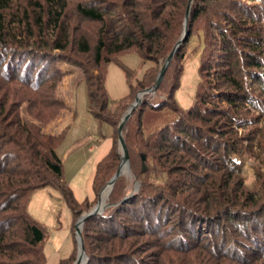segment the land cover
Listing matches in <instances>:
<instances>
[{
    "label": "trees",
    "instance_id": "16d2710c",
    "mask_svg": "<svg viewBox=\"0 0 264 264\" xmlns=\"http://www.w3.org/2000/svg\"><path fill=\"white\" fill-rule=\"evenodd\" d=\"M189 1L0 0V264H45L46 232L26 210L32 191L57 189L72 228L96 203L120 163L117 126L136 94L154 85ZM193 36L198 82L183 110L174 91ZM131 51L153 66L134 84L123 67L129 90L112 101L106 66ZM60 61L81 70L89 115L113 130L91 201H76L63 179L56 148L66 131L45 134L18 114L25 101L46 124L64 109L55 96ZM123 138L139 187L129 195L119 177L109 208L85 221L86 264H264V0H193L186 39ZM73 261L74 251L58 264Z\"/></svg>",
    "mask_w": 264,
    "mask_h": 264
},
{
    "label": "rangeland",
    "instance_id": "374dc122",
    "mask_svg": "<svg viewBox=\"0 0 264 264\" xmlns=\"http://www.w3.org/2000/svg\"><path fill=\"white\" fill-rule=\"evenodd\" d=\"M72 22L77 21L73 20ZM195 48H198L196 53ZM200 50V37L193 36L187 47V52L194 55L184 63L179 85L174 91V99L183 110L191 106L194 98L198 82L197 69L200 64ZM163 61L160 62L159 68ZM57 66L63 72V77L55 90V96L65 103L64 109L46 124H40L31 115L25 101L21 103L18 114L27 123L39 126L45 134L57 135L66 131L62 143L56 148V154L63 164V179L68 184L76 201L81 202L85 199L91 201L94 197L92 181L95 166L108 153L113 130L107 124H99L89 115L87 90L82 80L81 70L67 61H60ZM151 66H153L151 61L142 62L134 51L120 56L118 63H109L106 66L105 89L110 100H119L128 93L129 86L123 67L132 73L131 83L134 84ZM16 88L18 87H12L13 90ZM153 96L148 97L152 99ZM116 150L120 155L118 139H116ZM252 162L256 165L258 161L252 160ZM247 168V172H249V164H247ZM120 177H123L127 182L129 195L135 194L139 185L131 171ZM26 210L30 218L40 224L46 232V238L42 243L45 264H58L72 251H74L75 261L77 255L75 225L79 217L89 209L78 217L74 228H72L71 214L60 192L54 187L47 186L38 188L29 194Z\"/></svg>",
    "mask_w": 264,
    "mask_h": 264
},
{
    "label": "water",
    "instance_id": "95a60500",
    "mask_svg": "<svg viewBox=\"0 0 264 264\" xmlns=\"http://www.w3.org/2000/svg\"><path fill=\"white\" fill-rule=\"evenodd\" d=\"M192 2L193 0L189 1V4L187 6L186 12H185V18H184V25H183V33L181 38L179 39V41L175 44V46L173 47V49L171 50V52L165 57L162 65L159 68L157 77H156V81L154 83V85H152L150 88H146L142 91H139L136 95V97L134 98V101L130 104V106L128 107V109L126 110L124 116L121 118L118 126H117V131H118V143H119V150H120V163L117 167L116 172L114 173V175L110 178V180L105 184V186L101 189L100 193L98 194V200L97 203L90 208L87 212L83 213L79 219L76 222L75 225V240L77 243V255H76V260L73 262V264H86L88 261V258L86 256L85 250H84V245L81 239V230H82V226L85 223V221H87L90 217L97 215V214H102L107 207H109V203H108V199L109 196L111 194L112 188L114 183L116 182V180L124 174V168H125V172L126 173H130L129 170V155H128V151L125 145V141L123 138V128L125 126V124L127 123V121L129 120V118L132 115V112L136 109V107L138 105H140V103L143 100V97L145 95L147 96H152L155 94V92L157 91L160 83L163 80L164 77V73L166 72L167 68L169 67L173 56L175 54V52L178 50V48L183 44L184 40L186 39L187 36V22H188V18H189V13H190V9L192 6ZM145 160V157L142 156V161ZM124 167V168H123ZM107 189V195H106V203L101 206V200H100V195L102 193L103 190Z\"/></svg>",
    "mask_w": 264,
    "mask_h": 264
},
{
    "label": "bare ground",
    "instance_id": "6f19581e",
    "mask_svg": "<svg viewBox=\"0 0 264 264\" xmlns=\"http://www.w3.org/2000/svg\"><path fill=\"white\" fill-rule=\"evenodd\" d=\"M124 168V167H123ZM124 170V174H127L125 172V168L123 169ZM106 195H107V189L103 190L102 193H101V197H100V200H101V206H103L105 203H106Z\"/></svg>",
    "mask_w": 264,
    "mask_h": 264
}]
</instances>
